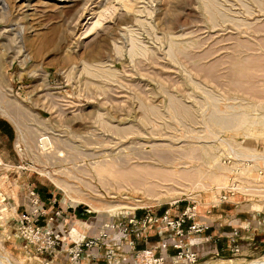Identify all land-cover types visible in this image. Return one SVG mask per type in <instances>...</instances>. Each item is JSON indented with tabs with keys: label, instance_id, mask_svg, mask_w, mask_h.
Returning a JSON list of instances; mask_svg holds the SVG:
<instances>
[{
	"label": "rangeland",
	"instance_id": "374dc122",
	"mask_svg": "<svg viewBox=\"0 0 264 264\" xmlns=\"http://www.w3.org/2000/svg\"><path fill=\"white\" fill-rule=\"evenodd\" d=\"M0 264H264V0H0Z\"/></svg>",
	"mask_w": 264,
	"mask_h": 264
},
{
	"label": "built area",
	"instance_id": "2783aa9c",
	"mask_svg": "<svg viewBox=\"0 0 264 264\" xmlns=\"http://www.w3.org/2000/svg\"><path fill=\"white\" fill-rule=\"evenodd\" d=\"M31 195H32V203H33V206L36 207V205L38 204L39 202V198H38V193L34 192V191H30ZM36 211L35 212H38L37 208L35 209ZM56 214L57 212H54L53 213V216H50L49 217V220L47 221L48 224H51V220H54L56 218ZM193 215L191 214H188L187 212L186 213H183L176 221V225H174V223H172L173 221L172 220H169L168 219V216L167 214L164 215V218H166L165 220H167V224L169 225H173L174 227L177 226L178 229H182V225L184 224L185 220H189ZM24 218H26L27 220L28 217L27 216H24ZM169 220V221H168ZM23 221V220H21ZM207 228V225H204V224H201L199 222H192V224L189 226V231H194V232H198V233H201L203 232L205 229ZM190 256L192 258V260L194 261L196 256L194 253H190Z\"/></svg>",
	"mask_w": 264,
	"mask_h": 264
},
{
	"label": "trees",
	"instance_id": "16d2710c",
	"mask_svg": "<svg viewBox=\"0 0 264 264\" xmlns=\"http://www.w3.org/2000/svg\"><path fill=\"white\" fill-rule=\"evenodd\" d=\"M77 207H78V206H77ZM77 207H76V208H77Z\"/></svg>",
	"mask_w": 264,
	"mask_h": 264
},
{
	"label": "bare ground",
	"instance_id": "6f19581e",
	"mask_svg": "<svg viewBox=\"0 0 264 264\" xmlns=\"http://www.w3.org/2000/svg\"><path fill=\"white\" fill-rule=\"evenodd\" d=\"M91 207V206H90Z\"/></svg>",
	"mask_w": 264,
	"mask_h": 264
}]
</instances>
